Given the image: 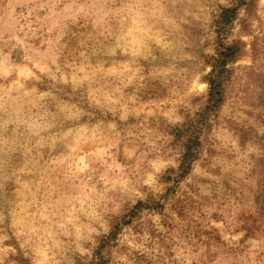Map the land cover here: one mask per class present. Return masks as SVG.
I'll return each mask as SVG.
<instances>
[{"label": "rangeland", "instance_id": "rangeland-1", "mask_svg": "<svg viewBox=\"0 0 264 264\" xmlns=\"http://www.w3.org/2000/svg\"><path fill=\"white\" fill-rule=\"evenodd\" d=\"M232 1L0 0V264H75L127 206L173 187L171 132L201 107L213 16ZM253 28L264 36V0ZM252 64H235L208 164L170 190L165 217L124 228L114 264H264L246 219L262 150L225 122L264 133Z\"/></svg>", "mask_w": 264, "mask_h": 264}, {"label": "trees", "instance_id": "trees-1", "mask_svg": "<svg viewBox=\"0 0 264 264\" xmlns=\"http://www.w3.org/2000/svg\"><path fill=\"white\" fill-rule=\"evenodd\" d=\"M259 0H233L228 6H220L213 16L214 53L206 56V63L210 71L205 76L208 84L206 94L202 98L201 107L192 116L187 115L185 122L173 128L171 134L181 148L180 162L177 167H171L164 173L167 182L175 181L173 187L189 176L198 161L208 164L209 155L214 146L211 138L212 130L221 124L220 110L228 99L229 88L232 84L235 64L238 60L250 55L253 64L249 66V78L259 83L260 92L257 104L264 109V36L256 33L253 26L256 19V9ZM237 28V30H236ZM243 36H250V40H244ZM258 78V79H257ZM264 123V116H260ZM229 127L239 135L242 146L247 142H255L260 146L262 153L251 159V170L249 175L255 182L253 192V207L247 214V220L253 229L261 232L264 236V133H259L253 126L239 124L234 120H225ZM173 187L167 188V193L159 197H148L139 200L134 205L125 208L122 215L117 216L108 233L103 234L97 240L92 255L88 257L79 256L75 264H114L116 262L114 252L128 254L127 247L121 246L119 237L124 228L129 225L135 230L143 231L141 223L144 212L148 214H161L165 217L168 205V196ZM182 195V194H181ZM175 196L173 202L180 211L182 196ZM189 195L185 192V202ZM140 222V223H139ZM247 221V227H248ZM150 233L155 234V231ZM131 257L135 260L147 259L144 253L135 251ZM146 264L150 261L145 260ZM141 264H144L141 261Z\"/></svg>", "mask_w": 264, "mask_h": 264}]
</instances>
